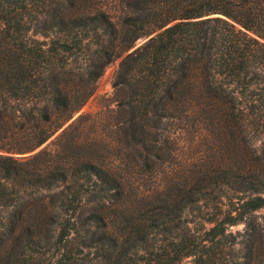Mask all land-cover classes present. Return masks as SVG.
Listing matches in <instances>:
<instances>
[{"label":"trees","instance_id":"trees-1","mask_svg":"<svg viewBox=\"0 0 264 264\" xmlns=\"http://www.w3.org/2000/svg\"><path fill=\"white\" fill-rule=\"evenodd\" d=\"M85 1L0 0V264H249L230 228L264 208V0H134L118 24ZM148 36L114 77L120 161L155 175L201 147L141 209L79 137L35 151Z\"/></svg>","mask_w":264,"mask_h":264},{"label":"rangeland","instance_id":"rangeland-1","mask_svg":"<svg viewBox=\"0 0 264 264\" xmlns=\"http://www.w3.org/2000/svg\"><path fill=\"white\" fill-rule=\"evenodd\" d=\"M133 1L87 0L83 4L85 6L97 5L101 7V9L107 11L112 17V21L118 24L124 16V10L122 11L121 9L125 6L126 2L131 3ZM129 15L131 14L129 13ZM150 37L138 38L120 57L107 64L103 68L100 77L94 83L93 94L85 104L62 129H59L35 151L37 152L45 148L56 149L57 144L79 137L82 142V147L75 149V154L96 155L104 163L110 164L116 170L117 168L125 170L122 172L125 174L128 182L126 189L128 202L133 207L141 209H146L152 201L150 191L155 187V184L161 183L164 185L168 183L173 173L188 179L194 171L200 168L196 158L198 157L201 146L189 145L183 142V140L179 143V158L175 159L172 166L165 164L158 168V172L155 175L141 172L138 167H133L132 165L124 167L125 165L120 161V159H123V156L121 147L117 141V136L114 133V125L119 119L118 104L122 100V96L113 88L114 77L121 60L127 54L131 53L129 51L133 48H138ZM39 39L41 38L39 37ZM69 125H71V129L63 141L61 140L60 142L58 138L62 130ZM256 147L264 149V138L256 142ZM133 185L140 188L142 197H136L133 191ZM136 198L138 199L137 202L135 201ZM19 212L22 217L27 216V212L23 208ZM230 231L232 233H239V241H241L240 248L243 250V253H248L246 260L249 264H264V208L250 214L244 222L231 227ZM19 232L17 230L15 235L17 236ZM3 256H8V253L3 254ZM182 264H189V259L184 260Z\"/></svg>","mask_w":264,"mask_h":264},{"label":"water","instance_id":"water-1","mask_svg":"<svg viewBox=\"0 0 264 264\" xmlns=\"http://www.w3.org/2000/svg\"><path fill=\"white\" fill-rule=\"evenodd\" d=\"M135 48L131 49L129 52H132Z\"/></svg>","mask_w":264,"mask_h":264}]
</instances>
